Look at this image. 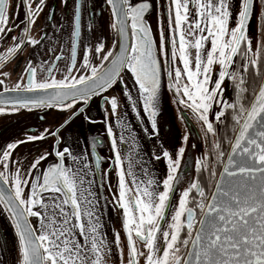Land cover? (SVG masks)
<instances>
[{
  "label": "snow or ice",
  "instance_id": "1",
  "mask_svg": "<svg viewBox=\"0 0 264 264\" xmlns=\"http://www.w3.org/2000/svg\"><path fill=\"white\" fill-rule=\"evenodd\" d=\"M71 2L70 34L57 41L64 23H52V35L43 29L39 38L31 35L47 0H0V116L68 113L55 129L29 128L0 141V215L15 236L14 264H264V0H102L90 14L87 0ZM104 14L110 44L103 26L95 40L88 38L97 32L94 17ZM52 20L50 10L46 21ZM45 40L43 55L27 59L14 85L5 86L7 65ZM165 78L186 129L174 152L158 127ZM226 82L233 89L228 99ZM116 85L144 134L157 140L151 159L164 161L162 180L138 158L121 96L106 95ZM95 97H102L107 158L97 152L102 140L92 138L90 152L75 153L62 136L82 114L97 123L84 107ZM189 118L204 149L195 177L177 196L185 183ZM45 141L51 144L31 159L18 153ZM109 206L119 228H108Z\"/></svg>",
  "mask_w": 264,
  "mask_h": 264
},
{
  "label": "flooded vegetation",
  "instance_id": "2",
  "mask_svg": "<svg viewBox=\"0 0 264 264\" xmlns=\"http://www.w3.org/2000/svg\"><path fill=\"white\" fill-rule=\"evenodd\" d=\"M47 7L44 9L43 14L39 17L37 25L32 29L31 35L34 38H39V33L41 29L49 35L53 34V28L51 27L52 23L59 24L64 23L65 27L62 33L56 34L55 39L58 41L61 36L67 38L71 31V15H72V2L69 0L67 7H63L61 0H47ZM88 5V14L92 11V6L95 5L97 11H99L102 0H87ZM51 10L53 14V20L51 22L46 21V17ZM84 15V23H87L89 15ZM23 11L20 12V18L23 19ZM95 25L97 32L88 36L89 39L95 40V37L99 35V29L101 26L104 27V37H106L111 42V32L107 29V14L94 17ZM18 22V21H17ZM149 22L153 28L154 37L158 41V24H157V13L149 17ZM166 27V25H165ZM18 31L11 33V36L18 34ZM11 36L8 40L4 42V47H7L11 42ZM48 44V41L45 40L42 42V46L38 47L36 50L25 48L12 63L7 65L5 71L10 72V76L5 81V86L12 87L17 79L20 77L23 68L25 67V62L27 59L32 58L38 60L40 56L43 55V47ZM98 63V61H95ZM131 87V83H129ZM164 93H165V111L164 114H161L158 118V127L160 139L163 141L164 146L170 151L174 152L175 149L181 146V140L185 134V122H182L179 119L177 113V106L171 103V93L166 90V78L164 84ZM226 92L225 98L228 99L233 95V89L226 82ZM106 95L121 96L122 107L120 109L121 113H126L127 123L134 129V134L138 138V144L140 146V152L138 158H142L145 164L155 172L156 177L162 180L167 172L166 165L163 160L157 162L151 159L153 151H159L156 147L157 140L155 138H149L143 132L141 123L136 119L135 115L132 113L130 107H128L127 101L122 98V87L120 85L114 86L113 89L109 90ZM102 97H95L89 104L85 107L86 114L92 119L97 121V123H89L84 120L83 114L78 116L75 120L72 121L70 125L64 130H62V136L65 144L70 146L75 153L81 152H90V147L86 141L90 142L92 138L103 141L102 146L97 147V152L99 155L107 158L110 155L109 144L107 135L105 132V125L101 122L104 119V110L101 105ZM142 114V109H141ZM68 113H60L56 110H34L29 113L27 111H21L20 113L9 114L0 116V141L12 140L17 137H22L24 132L29 128H39L43 129L44 127H50L55 129L63 120L67 117ZM187 115V113H185ZM43 116L44 119L41 120L40 117ZM114 130L119 133V128L116 127L114 118H112ZM227 124L228 121H225ZM144 124L147 125L146 117L144 118ZM187 129L190 135L188 145L186 148L185 156L181 161V171L185 178V183H182L178 190L186 186L187 181L195 177V160L201 155V152L204 149V145L200 139L199 126L194 122L187 121ZM150 131V126H149ZM51 144V141H45L43 144H29L21 147L18 150V153H23L29 159H31L30 153H36V150L39 149L41 152ZM62 144V147L65 146ZM192 144H197V147L193 149ZM126 145H121L122 152L126 149ZM54 159V158H50ZM104 168L108 167L107 163L102 165ZM202 182L207 183V173H204L201 178ZM97 183L99 184L100 178L96 177ZM111 181L113 186H115V173H112ZM104 194L108 195L107 189L105 188ZM108 216H111V223L108 224V228L112 229L113 227L119 228L118 218L115 213L111 211L109 206ZM108 216L105 217L107 221ZM109 235L111 233L109 232ZM16 257V245H15V236L11 229V224L7 220L6 216L0 215V259L6 261V264H14Z\"/></svg>",
  "mask_w": 264,
  "mask_h": 264
},
{
  "label": "water",
  "instance_id": "3",
  "mask_svg": "<svg viewBox=\"0 0 264 264\" xmlns=\"http://www.w3.org/2000/svg\"><path fill=\"white\" fill-rule=\"evenodd\" d=\"M162 96H161V109H162V114H164L165 109V93H164V87L162 86Z\"/></svg>",
  "mask_w": 264,
  "mask_h": 264
}]
</instances>
